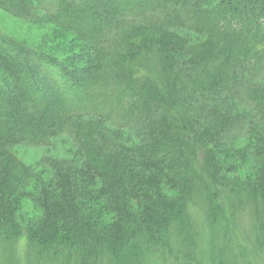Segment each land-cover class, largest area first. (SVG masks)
I'll list each match as a JSON object with an SVG mask.
<instances>
[{"label": "trees", "instance_id": "obj_1", "mask_svg": "<svg viewBox=\"0 0 264 264\" xmlns=\"http://www.w3.org/2000/svg\"><path fill=\"white\" fill-rule=\"evenodd\" d=\"M0 8L36 19L39 10L88 52L72 66L0 32L12 85L0 82V231L66 239L95 264L159 235L196 187L264 200V0H0ZM109 128L137 134L129 143ZM60 136L71 138L72 156L31 166L12 150ZM237 138L253 142L235 149ZM221 149L245 155L249 178L229 174ZM166 184L178 195H166ZM19 197L42 208L32 228L16 215Z\"/></svg>", "mask_w": 264, "mask_h": 264}, {"label": "rangeland", "instance_id": "obj_2", "mask_svg": "<svg viewBox=\"0 0 264 264\" xmlns=\"http://www.w3.org/2000/svg\"><path fill=\"white\" fill-rule=\"evenodd\" d=\"M36 12L39 15L37 19L23 18L0 8V32L29 46L47 50L72 66L85 65L87 49L70 41L68 33L48 22L39 10L32 13L36 15ZM186 34L192 41L203 38L193 33ZM147 62L153 64L149 70L159 80L155 59ZM0 82L8 88L12 86L9 74L1 67ZM26 89L31 91L29 87ZM108 130L129 143L134 141L137 134L135 130ZM250 142L253 141L237 138L235 149L245 147ZM12 150L24 163L35 166L44 155L69 157L76 148L69 136H60L49 145L18 144ZM219 155L230 169L231 176L249 178L247 174L252 173L253 165L245 155H240L236 150L223 149ZM178 190L179 186L174 184L163 187V192L168 196L178 195ZM226 199L217 186L196 187L187 208L169 227L159 230L158 236L146 241L137 239L122 249H110L95 264H264L263 198L254 191L249 194L239 192L232 200ZM41 209L29 198L16 199L15 212L22 227L32 228L42 213ZM110 217L109 213H103L97 224H105ZM69 245L68 240L63 238L52 242L28 241L23 235L0 231V264L93 263L94 256L90 251L71 250Z\"/></svg>", "mask_w": 264, "mask_h": 264}]
</instances>
